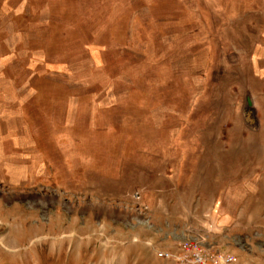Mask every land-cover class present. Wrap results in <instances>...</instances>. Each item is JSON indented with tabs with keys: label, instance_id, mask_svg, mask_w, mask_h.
<instances>
[{
	"label": "rangeland",
	"instance_id": "374dc122",
	"mask_svg": "<svg viewBox=\"0 0 264 264\" xmlns=\"http://www.w3.org/2000/svg\"><path fill=\"white\" fill-rule=\"evenodd\" d=\"M187 241L264 264V0H0V264Z\"/></svg>",
	"mask_w": 264,
	"mask_h": 264
},
{
	"label": "built area",
	"instance_id": "2783aa9c",
	"mask_svg": "<svg viewBox=\"0 0 264 264\" xmlns=\"http://www.w3.org/2000/svg\"><path fill=\"white\" fill-rule=\"evenodd\" d=\"M181 248L182 257L184 255L186 260L190 259L195 264H210L211 262H215L216 264L220 262L230 263L233 259L231 255H226L218 259L213 255L210 256L207 252L201 250L199 245L193 241L184 242ZM160 255L166 258L173 256L170 252H160Z\"/></svg>",
	"mask_w": 264,
	"mask_h": 264
}]
</instances>
